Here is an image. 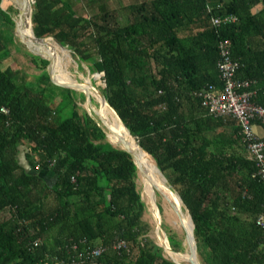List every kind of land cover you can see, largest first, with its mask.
<instances>
[{
	"label": "trees",
	"instance_id": "1",
	"mask_svg": "<svg viewBox=\"0 0 264 264\" xmlns=\"http://www.w3.org/2000/svg\"><path fill=\"white\" fill-rule=\"evenodd\" d=\"M77 1L33 0L35 37H53L104 74L102 96L189 213L201 264H264L256 223L263 184L252 177L237 121L211 116L197 96L222 91L218 44L227 39L236 76L251 81L252 101L264 106V0H141L117 9L102 0L87 15L77 14ZM225 15L237 20L212 24ZM31 56L42 71L23 85L18 69L0 62V107L9 110L0 114V264H67L100 246L78 264H175L142 220L131 156L79 113L74 90L51 83L49 61ZM162 227L181 252L183 240ZM119 240L127 249L112 248Z\"/></svg>",
	"mask_w": 264,
	"mask_h": 264
},
{
	"label": "rangeland",
	"instance_id": "2",
	"mask_svg": "<svg viewBox=\"0 0 264 264\" xmlns=\"http://www.w3.org/2000/svg\"><path fill=\"white\" fill-rule=\"evenodd\" d=\"M89 1L90 0H88V2ZM140 1L141 0H104V3L106 2V5L109 8L117 9L120 8L121 6H125L130 3H138ZM88 2L87 0L86 1L83 0L82 2L77 1L75 3L76 5L75 9L77 11V14L87 15L89 12H91V8L97 7L100 9L102 7L101 6L102 0H95L94 3L91 2L88 3ZM17 16H18V10L11 4L9 0H0V43L7 50V52L6 51L0 52V62L3 68H5L8 65H11L14 68L18 69L19 72L18 83L20 85H23L26 84L27 82L28 83L33 82L35 80L34 79L35 76L40 74V72L42 71V67L40 65V60L37 57L31 56L32 53H30L26 48V46L23 45L20 42V40L14 36V31H13L14 22L17 19ZM22 30L23 29L21 28V31ZM45 39L47 40L49 39L52 44L60 47V44L53 37H47ZM50 48H52V46L49 44L48 49ZM62 48L66 50V53L68 55L65 56L63 61H61V69L63 71H67L69 76L73 80H75V82H77L78 84L79 83L85 84V81L87 79H90L93 87L100 94H102L101 89L104 85L102 76L98 78H94V76H96L95 75L96 73H92L87 68V66L84 63H81L78 60L77 56L66 46H63ZM53 56L55 57V59H58L60 57L58 55L56 56L53 55ZM51 69L52 72L56 71L55 64H53ZM56 79L60 81L59 78ZM73 96L78 106L79 113L84 114V112H86L87 114H89V112H91L96 123L101 128H103V130H105V134L107 135L106 137L107 141L116 147V145L110 142L108 138V134L109 133L112 134V129L111 127H110L111 130L107 129L102 123L103 121L106 124V120L102 108L97 102V100L94 97H88V102L86 103L85 95L83 92L80 91H74ZM59 99L60 98H57V100ZM146 159L149 160L150 162H153L150 158H146ZM153 183L151 182L150 185V188L152 187V192H153V200H152L145 195L144 182L142 180V176L140 175V173H138V178H137L138 190L142 196V199L146 204V211L142 217V220L150 226L149 236L155 240L157 245L159 246L164 245V238L162 231L159 230V234L156 233V223L153 216V213H155V205L157 204L159 208H161V213H160L161 226L162 224H164L169 229V233L174 234L178 239L183 240V245H184L183 250L181 252H176L172 250V252L177 253L181 256H183L184 254H188V246L186 244L185 232H184L185 225L183 222L182 215L178 207L175 205V203L171 201L169 198H167L165 195H163L161 192H159L154 187ZM181 210H182V214H184L185 217V215L188 212L184 207V205L182 206ZM161 253L164 257L169 258L170 260H174L179 264H190L188 259L186 258L185 259L181 258L180 261L176 259H172L170 256H168L167 250H164L163 248Z\"/></svg>",
	"mask_w": 264,
	"mask_h": 264
},
{
	"label": "built area",
	"instance_id": "3",
	"mask_svg": "<svg viewBox=\"0 0 264 264\" xmlns=\"http://www.w3.org/2000/svg\"><path fill=\"white\" fill-rule=\"evenodd\" d=\"M237 20L234 15H225L212 18V24L231 23ZM219 56L217 67L222 80V91L216 92L214 86H210L197 93L201 99V105L208 113L215 118H232L239 125V135L246 148L249 158L254 162L255 172L252 177L260 179L264 188V140L260 138L254 130V126L259 124L264 128V106L255 104L252 101L254 92L250 91L251 81L239 79L236 74L240 67L239 63L231 57L230 41L221 40L218 44ZM9 110L2 106L0 114H8ZM74 182L75 179L72 178ZM257 225L264 230V213L260 214L256 220ZM73 250L76 246H72ZM112 248L120 251L127 249V244L123 240L113 243ZM104 247H97L72 258L67 264H78L84 259L98 257Z\"/></svg>",
	"mask_w": 264,
	"mask_h": 264
},
{
	"label": "bare ground",
	"instance_id": "4",
	"mask_svg": "<svg viewBox=\"0 0 264 264\" xmlns=\"http://www.w3.org/2000/svg\"><path fill=\"white\" fill-rule=\"evenodd\" d=\"M10 2L16 9H18L17 4L18 3L20 4L21 1L13 0ZM22 21L23 23L21 22L22 24L20 26V31L22 28L23 30L21 32L23 33L24 36H26L27 42L32 46L34 50L39 51L45 57L52 59V63L55 64L56 66V71H57L59 80L67 84H72V85L78 84L77 82H75V80H73L69 76L67 71H63L61 69V61H63L65 56L68 55L66 53V50L62 48L63 46L60 45V47H58L57 45L52 44L49 39L48 40L45 39L44 41L34 39L33 31L29 23L28 14L24 16ZM49 44L52 46V48L50 49H48ZM53 55L55 56L58 55L60 57L58 59H55ZM82 86L84 89L82 91L86 93L88 97H94L99 103V105L101 106L105 120H106V124L112 129V134L111 133L108 134V138L110 142L115 144L116 147L121 148L123 145L122 141H124L126 145L128 146V148L135 154L140 166L144 170H146L148 177H144L143 174L140 173V175L142 176V180L144 182V186H145V195L148 198L153 200V192H152V187L150 188V185H151V182L153 183L155 181L153 183L154 187H156V189L159 192H161L163 195H165L167 198H169L171 201L175 203V205L178 207L182 215L185 228L190 230L191 224H190L189 215L187 213L184 217V214H182L181 208L183 206V202L181 201L179 195L173 190H171L170 187L166 184L165 180L163 179V176L157 170L156 165L154 166L151 163L146 161L145 155L141 147L138 145L137 141L131 136V134L126 129L124 124L121 122L119 117L116 115L114 110L108 105V103L102 98L99 92L93 87V85L91 84V80L87 79L85 81V84H82ZM109 121L111 122V125ZM166 250H167L168 256H170L172 259H176L179 261L181 258L188 259V254H184L183 256H181L177 253H173L168 248Z\"/></svg>",
	"mask_w": 264,
	"mask_h": 264
},
{
	"label": "water",
	"instance_id": "5",
	"mask_svg": "<svg viewBox=\"0 0 264 264\" xmlns=\"http://www.w3.org/2000/svg\"><path fill=\"white\" fill-rule=\"evenodd\" d=\"M10 1H13V0H10ZM20 4L18 3L17 6H18V16H17V19L15 20L14 22V36L16 38H18L20 40V42L26 46V48L28 49V51L30 53H32L33 55L35 56H38L40 58H43V59H46L49 61V65H48V68H47V71H48V75H49V78H50V81L52 84L56 85V86H59L61 88H65V89H70V90H74V91H80V92H83L82 90L83 89V86L81 83L79 84H76V85H72V84H67V83H63V82H60L58 81L55 77H54V74L52 72V59L51 58H48V57H45L41 52L39 51H36L32 48V46L27 42L26 40V36L23 35V33L20 31V24L22 22V19L24 18V16L26 14H28V18H29V23H30V27L33 31V28H32V21H31V14H32V5L33 4V0H20ZM28 12V13H27ZM33 37L34 39L36 40H40V41H44V39L42 38H37L35 37L34 33H33ZM96 76H103L104 74L103 73H96L95 74ZM84 93V92H83ZM100 94V93H99ZM85 95V98H86V103L88 102V96L86 93H84ZM102 96V94H100ZM102 98L105 100V98L102 96ZM106 101V100H105ZM107 102V101H106ZM89 115L94 119L93 115L91 114V112H89ZM117 115V114H116ZM118 116V115H117ZM119 117V116H118ZM120 119V118H119ZM121 120V119H120ZM102 121V120H101ZM102 123L104 124V126L111 130L110 127L108 125L105 124V122L102 121ZM132 136V135H131ZM107 137V135H106ZM133 137V136H132ZM134 138V137H133ZM135 139V138H134ZM123 142V145H122V149L124 151H126L132 158L135 166L137 167L139 173L143 174L144 177H148V174L146 172V170H144L135 154L128 148V146L126 145V143L124 141ZM157 168V166H156ZM157 170L159 171V169L157 168ZM159 173L161 174V172L159 171ZM162 175V174H161ZM163 176V175H162ZM163 179L165 180L166 182V179L164 178L163 176ZM156 188V187H155ZM155 193V192H154ZM181 199V198H180ZM182 201V200H181ZM189 215V213H188ZM153 216H154V219H155V223H156V233L159 234V230L162 231V234H163V238H164V245H160L164 250H166L167 248L170 249L171 251L173 250L170 245H169V242H168V237L165 233V231L163 230L162 226H161V217H160V208L159 206L156 204L155 205V213H153ZM189 219H190V224H191V228L190 230H188L187 228H184V232H185V240H186V244L188 246V261L190 264H201L198 260V257H197V247H196V242H195V238H194V233H193V230H194V224L192 222V219L189 215ZM175 264H179L177 262H175L174 260H172Z\"/></svg>",
	"mask_w": 264,
	"mask_h": 264
},
{
	"label": "crops",
	"instance_id": "6",
	"mask_svg": "<svg viewBox=\"0 0 264 264\" xmlns=\"http://www.w3.org/2000/svg\"><path fill=\"white\" fill-rule=\"evenodd\" d=\"M254 130L260 138H264V128L262 126L256 124Z\"/></svg>",
	"mask_w": 264,
	"mask_h": 264
}]
</instances>
